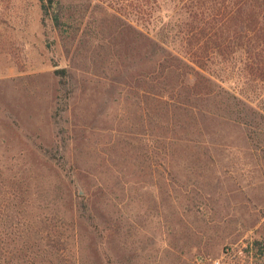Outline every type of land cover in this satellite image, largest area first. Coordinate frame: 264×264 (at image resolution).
<instances>
[{
  "label": "rangeland",
  "instance_id": "obj_1",
  "mask_svg": "<svg viewBox=\"0 0 264 264\" xmlns=\"http://www.w3.org/2000/svg\"><path fill=\"white\" fill-rule=\"evenodd\" d=\"M157 49L98 0H0V264H264V96L166 104Z\"/></svg>",
  "mask_w": 264,
  "mask_h": 264
},
{
  "label": "trees",
  "instance_id": "obj_2",
  "mask_svg": "<svg viewBox=\"0 0 264 264\" xmlns=\"http://www.w3.org/2000/svg\"><path fill=\"white\" fill-rule=\"evenodd\" d=\"M98 1L107 16L145 31L158 48L147 90L164 103L179 101L181 85L182 108H200L198 96L228 92L220 85L225 80L241 84L237 94L264 96V0ZM57 9L51 18L62 26Z\"/></svg>",
  "mask_w": 264,
  "mask_h": 264
},
{
  "label": "built area",
  "instance_id": "obj_3",
  "mask_svg": "<svg viewBox=\"0 0 264 264\" xmlns=\"http://www.w3.org/2000/svg\"><path fill=\"white\" fill-rule=\"evenodd\" d=\"M226 255L229 253H225ZM211 264H229L227 262H223V260L221 259H210Z\"/></svg>",
  "mask_w": 264,
  "mask_h": 264
}]
</instances>
